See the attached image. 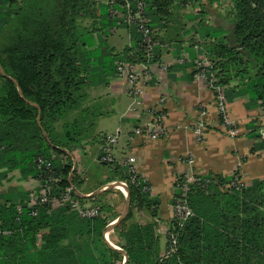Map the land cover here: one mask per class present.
Wrapping results in <instances>:
<instances>
[{
  "label": "trees",
  "instance_id": "16d2710c",
  "mask_svg": "<svg viewBox=\"0 0 264 264\" xmlns=\"http://www.w3.org/2000/svg\"><path fill=\"white\" fill-rule=\"evenodd\" d=\"M188 1L0 0V169L18 170L22 176L30 175L43 181L49 173L36 167L35 161L40 157L50 161V173L57 179L51 184L54 195H60L67 188L77 189L82 180L76 171L72 172L71 155L83 142L94 139L92 131L102 115L99 101L87 102L88 89L105 84L109 76H114L115 61L131 64L144 61V52L138 46L140 35L136 34L135 38L137 52L124 48L115 53L102 38V31L107 36L108 30L117 27V19L111 11L125 13L127 4L134 11L137 3L142 2L145 15L150 19L149 28L167 30L168 23L173 21L170 19L173 11L183 9ZM229 14L232 17L229 34L202 46L204 51L198 50V55L207 56L211 64L208 75L225 87V94L232 78L239 77L242 81L246 78L245 90L251 101L260 106L264 104V0H232ZM85 20H91V29L82 26ZM93 33L98 34L96 46L91 37ZM123 168V176L122 166L110 169L109 180L118 177L119 182H124L130 200L128 215L116 226V232L124 242L126 264H145L151 255V227L126 226V222L132 208L150 211L154 217L158 203L151 193L131 183L129 168ZM213 182L206 189L199 184L191 186L187 204L193 216L181 227H175L179 233L178 251L168 260L160 258L154 264H175L177 259L182 264H198L194 257L201 258L202 264H243L239 256L246 247L256 252L262 250L261 240H203L206 246H200L201 240L196 236L201 229L199 219L205 216L200 210L206 214L214 211L209 196L213 185L221 186L219 181L216 185ZM71 194L80 202L85 201L84 197ZM27 198V195L21 196L17 204H0V233H9L0 234L1 258H7V249L22 246L26 239L34 240L44 229L47 230L42 237L44 249L58 247L51 244V240L69 239L76 219L79 227L92 229L102 240L104 219H82L67 208L49 211L45 207L38 209L36 217H31ZM218 234L217 231L216 236ZM106 251L111 260L119 257L111 249ZM7 259L5 264H15L14 254Z\"/></svg>",
  "mask_w": 264,
  "mask_h": 264
},
{
  "label": "crops",
  "instance_id": "0c3cea01",
  "mask_svg": "<svg viewBox=\"0 0 264 264\" xmlns=\"http://www.w3.org/2000/svg\"><path fill=\"white\" fill-rule=\"evenodd\" d=\"M231 9L232 0L212 3L209 0H189L183 9L173 11L170 18L173 21L168 23L167 30L155 28L160 42L163 43L165 37L169 40L164 46L166 52L161 55L167 69L160 72L157 66H152V82L145 88L142 105L133 113H127L132 102L127 93L128 86L115 76H109L105 84L90 89L89 93L93 95L90 102L103 101L102 115L95 122L94 139L73 150L72 172L76 171L82 180L74 193L85 198L84 205L105 207L97 217L106 222L101 232L102 240L94 235L92 229L79 227L76 219L69 239L51 240V244L58 247L44 249L42 237L47 234L44 229L35 235L34 240L26 239L22 246L7 249V258L14 254L15 264L127 263L128 256L122 249L124 242L118 236L116 226L126 219L130 200L125 217L115 223L125 210L128 194L114 185L118 177L109 180L112 175L108 177L97 161L100 138L118 132L114 150L116 164L132 160L136 173L148 183L151 195L158 203L154 217L150 211L132 208L131 217L126 222V226L151 227V255L145 264L156 263L165 251L166 233L172 217L174 182L178 175L189 170L199 176L210 177L215 185L219 181L222 186L213 185L211 189L209 197L214 211L206 214L200 210L205 214L199 219L201 229L196 236L201 240L200 246H206L203 240H261V251L246 247L239 259L243 264H264V115L245 90L248 80L232 78L225 97L228 116L237 133L228 135L217 124L212 92L192 77L196 54L191 46L197 48L196 53L198 50L202 52V46L229 34ZM207 28L209 33H206ZM97 36V33L91 36L96 43L94 46L98 45ZM106 42L115 53L121 51L111 40ZM182 53L188 57V63L183 65L177 63ZM162 96L166 98L165 136L147 140L134 135L132 130L145 123L147 112ZM201 122L204 124V136L202 141H198L195 130ZM112 125L115 129L110 131ZM189 161L192 163L188 164ZM123 166L122 176L125 174ZM6 172L5 168L0 169V204H17L24 195L31 199L38 190V179L22 176L18 170ZM234 180L240 183V191L231 192L225 188ZM204 206L208 208L207 204ZM217 231L219 234L216 236ZM106 249L117 252L119 257L111 260ZM7 258L0 257V264H5ZM194 258L202 264L201 258Z\"/></svg>",
  "mask_w": 264,
  "mask_h": 264
},
{
  "label": "built area",
  "instance_id": "2783aa9c",
  "mask_svg": "<svg viewBox=\"0 0 264 264\" xmlns=\"http://www.w3.org/2000/svg\"><path fill=\"white\" fill-rule=\"evenodd\" d=\"M112 2H110L111 4ZM112 16L118 21L122 18L128 26L133 23L138 29L141 40L143 44L149 48L151 46V37L153 31L149 28L148 18L144 12V5L142 2H138L136 9L132 11L129 8V4L126 6V12L120 13L119 11L112 10ZM122 22V21H121ZM154 40V38H153ZM152 53L149 51L147 57H151ZM181 63V61H180ZM194 73L193 79L203 84L207 89H209L214 97V105L216 107V112L218 116L217 124L222 130H224L228 135L234 136L237 133L235 126L232 124L228 116L227 102L225 97V87L216 84V80L212 76L208 75L209 68L211 66L209 59L205 54H197L193 60ZM115 73L128 86V95L132 100L128 111L133 113L137 107L142 105L143 95L145 88L150 85L151 72L148 68H136L134 64L115 61ZM120 79V78H119ZM166 103L165 96L158 99L156 105L152 107L148 112V119L141 126H138L132 130V133L136 136L143 137L147 140H158L165 136L166 126H165V112L164 106ZM260 113L264 115V104L259 106ZM204 124L201 122L198 124L195 130L196 139L202 141L204 133ZM119 133L116 132L111 135H106L104 137V144L100 148V163L104 164H114L116 159L114 156V150L117 145ZM36 167L39 169L46 170L49 174L46 176L45 180L39 181L38 190L31 196L28 202V207L31 208V217H36L38 209L40 207H45L47 210L52 211L59 208H67L71 212H75L82 219H93L98 217L100 209L98 206H86L84 203L72 197L73 188L65 189L60 195L56 196L52 193L51 184L57 181L54 174H51V163L40 157L36 159ZM192 163V161H189ZM129 168V174L131 177V183L138 185L143 192L151 193V188L148 183L143 180L137 173L132 165V160H126L122 164ZM51 172V173H50ZM118 187L126 188L124 182H117ZM212 183L210 177L199 176L198 174L192 173L190 170L178 175L174 182V192L176 195L172 198V217L170 227L166 233V248L161 256V260L165 261L176 255L178 251V231L175 227H181L185 222H187L192 216V210L187 204V196L189 194L190 188L194 184H199L205 189L209 184ZM226 189H240L241 185L238 180H234ZM76 194V193H75ZM77 195V194H76ZM78 197L79 194L77 195ZM21 212V208H17ZM3 235H8V232L0 233ZM175 264H182L178 259Z\"/></svg>",
  "mask_w": 264,
  "mask_h": 264
},
{
  "label": "rangeland",
  "instance_id": "374dc122",
  "mask_svg": "<svg viewBox=\"0 0 264 264\" xmlns=\"http://www.w3.org/2000/svg\"><path fill=\"white\" fill-rule=\"evenodd\" d=\"M149 22H148V25L150 24V19L148 18ZM122 21V22H121ZM121 21H118L117 20V27L115 28V30H108V34L107 36H104V33L103 31L100 33L102 38H104L105 40H111L112 44L114 43L117 47V49L121 50L124 49V48H130L131 50H133L134 52H137L135 51V38L137 37V35L139 36L140 33L138 31V29L136 28V26L131 23L130 26H128L126 24V22L124 21V19L122 18ZM91 25V20H85L83 23H82V26H84L87 30L88 29H91L90 27ZM137 34V35H136ZM156 36V38H155ZM154 38V40H153ZM170 38V37H169ZM157 39V40H156ZM96 40V39H95ZM151 46L149 48H147L142 40L139 41V44L138 46L142 49V51L144 52V61L143 62H138V63H135L134 66L136 68H148L149 71L152 70V66H157L158 70L160 72H166V69H165V64H163V59L165 58H162V53L166 52L167 48L164 47L168 44L169 40H168V37H165L163 39V43L160 42V39H158V36H157V32L153 31V35L151 37ZM159 41V42H158ZM123 44V46H122ZM123 47V48H122ZM191 48L195 51V54L197 55L198 53H196L197 51V48H194V46H191ZM120 51V52H121ZM151 51L152 53V56L151 57H147V53ZM165 56V54H163ZM181 61V63H180ZM177 63H180L181 65L185 64V63H188V57L185 53H182L180 55V58L177 60ZM114 67H115V63H114ZM115 78L119 79V80H122L121 77H119L118 75H116V73L114 74ZM124 82V81H123ZM152 80L150 81V84H151ZM90 89H88L87 93H88V98H87V102H89L92 98H93V95L89 93ZM128 93V92H127ZM129 96V95H128ZM102 102L103 101H100L98 103H93V104H98L101 108V110H103V107H102ZM127 113H130L128 110H127ZM116 125V124H115ZM115 127H113V125L110 127V131L111 130H114ZM104 144V138L101 137L100 138V148L102 147V145ZM100 150V149H99ZM100 152L98 151V155H97V161L98 163L100 164L99 166H103L104 168L103 169V172H105V174H107V176L109 177L110 176V172H108V170H110L113 166L115 165H118L116 163L114 164H105L103 165V163H100L99 162V159H100ZM119 166H122V165H119ZM119 182V181H118ZM117 183V182H116ZM30 200V199H29ZM28 200V202H29ZM99 203V202H97ZM121 204H122V201H121ZM120 204V205H121ZM95 205V204H93ZM122 207V206H120Z\"/></svg>",
  "mask_w": 264,
  "mask_h": 264
},
{
  "label": "water",
  "instance_id": "95a60500",
  "mask_svg": "<svg viewBox=\"0 0 264 264\" xmlns=\"http://www.w3.org/2000/svg\"><path fill=\"white\" fill-rule=\"evenodd\" d=\"M0 72L2 73L1 68H0ZM15 84H16V83H15ZM16 86H17V84H16ZM18 91H19V93H20L21 98H23V97H22V94H21V91H20L19 88H18ZM43 135H44L45 138L47 139L46 135H45V134H43ZM114 185L117 186V187L119 186L118 183H116V184H114ZM124 190H125L126 193L128 194V190H127L126 188H124ZM128 207H129V197H127L126 207H125V210L123 211V214L120 216V218H119L115 223L120 222V221L125 217V215H126V213H127V210H128Z\"/></svg>",
  "mask_w": 264,
  "mask_h": 264
}]
</instances>
